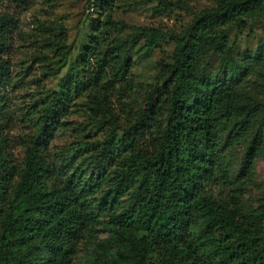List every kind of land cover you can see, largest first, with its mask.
Listing matches in <instances>:
<instances>
[{"label":"trees","instance_id":"trees-1","mask_svg":"<svg viewBox=\"0 0 264 264\" xmlns=\"http://www.w3.org/2000/svg\"><path fill=\"white\" fill-rule=\"evenodd\" d=\"M5 1L27 2L0 0V7ZM114 2L90 0L92 9L106 13L104 23L93 29L103 38L111 28L128 26L110 18ZM159 6L170 8L172 2L159 0ZM259 15L264 16V0H216V6L197 16L183 33L143 27L131 40L111 43L106 49L94 33L85 60L95 56L99 70L89 78L69 74L58 91L47 93L23 165H12L0 145V264H72L93 214L87 211V196L100 188L105 169L119 150L125 152L122 166L111 191L99 203V210L109 213V235L94 253V264H264V212L242 215L238 205L230 207L208 195L204 187L219 165L223 133L227 132L226 143L232 146L264 115L259 93L240 86L249 62L246 67L236 64L228 45L232 27L242 28L246 20ZM16 30L15 17L0 10V112L11 74L5 54ZM168 38L176 44L172 61L162 62L163 82L147 95L135 123L116 126L123 130L120 137L117 130L105 137L86 165L94 169L90 175L75 172L63 188L49 186L54 169L43 148L72 92L92 86V80L101 81L111 62L114 75L124 77L141 39L152 49ZM210 53L222 57L216 74L200 65ZM66 59L67 52L62 63ZM147 135L153 139L151 148H139L137 142ZM262 138V130L257 129L247 163L254 160ZM121 192L129 197L116 212ZM199 219L201 230L195 233Z\"/></svg>","mask_w":264,"mask_h":264},{"label":"rangeland","instance_id":"rangeland-1","mask_svg":"<svg viewBox=\"0 0 264 264\" xmlns=\"http://www.w3.org/2000/svg\"><path fill=\"white\" fill-rule=\"evenodd\" d=\"M169 1L172 6L163 8L159 0H115L110 18L128 26L123 30L109 29L106 38L93 31L104 23L106 13L97 7L92 9L90 0H27L25 4L12 1L2 4L0 10L10 12L17 21L12 46L5 54L10 61L11 74L3 89L0 112V145L12 165L21 167L24 163L27 146L39 129L37 112L47 101V93L58 91L61 80L69 74L82 73L89 78L93 77L94 70H99L95 56L85 60L87 48L93 45L94 33L103 49L120 40H131L143 27H159L168 34H179L185 32L197 16L216 6V0ZM144 43L145 39H141L134 46L133 66L127 75H114V64L108 63L101 81L92 80V86L72 92L68 98L60 123L43 148L54 169L49 186L63 188L75 172L77 176L82 171L90 175L94 169L86 165L100 143L112 130H117L116 126L133 125L147 103V95L163 82L162 62L172 61L176 44L171 38L152 49ZM228 45L233 49L236 64L246 67L249 62L240 77V86L244 91L255 90L264 102V16L246 20L242 28L232 27ZM65 52L67 59L62 63ZM221 63L219 53H210L200 65L216 74ZM252 125L253 128L232 146L226 143L227 132L223 133L219 165L204 186L208 195L232 208L238 205L245 216H252L255 210L264 212V115ZM257 129L262 130V142L254 160L247 163L246 156ZM117 135L122 136L123 130H117ZM152 142L147 135L137 143L139 148H151ZM124 156V151L116 152L105 169L106 179L87 196V211L93 214L72 264H94V253L109 235V213L100 211L99 203L111 191ZM128 197V192H121L116 212L127 204ZM261 221L264 224V214ZM200 223L201 219L194 228L195 233L200 232Z\"/></svg>","mask_w":264,"mask_h":264}]
</instances>
